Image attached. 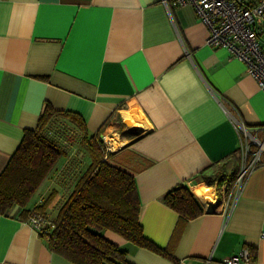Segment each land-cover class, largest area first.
Instances as JSON below:
<instances>
[{"label":"crops","instance_id":"crops-1","mask_svg":"<svg viewBox=\"0 0 264 264\" xmlns=\"http://www.w3.org/2000/svg\"><path fill=\"white\" fill-rule=\"evenodd\" d=\"M207 34L191 5L164 0H0V173L46 104L74 112L134 177L143 235L174 257L103 231L128 263L228 264L246 249L239 264H264V163L231 189L232 115L264 134V90ZM178 184L203 210L180 228L163 200ZM25 220L17 205L0 213V264H73Z\"/></svg>","mask_w":264,"mask_h":264},{"label":"trees","instance_id":"trees-1","mask_svg":"<svg viewBox=\"0 0 264 264\" xmlns=\"http://www.w3.org/2000/svg\"><path fill=\"white\" fill-rule=\"evenodd\" d=\"M53 115L70 118L84 131L90 162L60 205L53 221L46 225L47 232L39 233L51 250L73 264H130L126 260V251L103 236V231L110 230L138 246L173 259L171 251L158 248L143 235L138 222L140 203L134 177L103 159L105 148L99 134L89 133L78 114L55 111L48 104L35 129L25 131L18 148L0 173V213L17 205L24 219L32 212L44 214L56 196L57 191L51 189L35 211L26 207L30 197L63 155V150L44 132ZM255 135L264 140V134ZM255 149L257 146L252 145V150ZM106 156L108 158L109 155ZM207 182L212 184L210 180ZM163 200L179 214L177 228L203 212L198 200L183 184L169 190Z\"/></svg>","mask_w":264,"mask_h":264},{"label":"built area","instance_id":"built-area-1","mask_svg":"<svg viewBox=\"0 0 264 264\" xmlns=\"http://www.w3.org/2000/svg\"><path fill=\"white\" fill-rule=\"evenodd\" d=\"M167 5H191L198 18L207 26L206 44L224 48L231 57L246 65L247 73L254 78L258 87L264 90V0L255 4H245L239 0H164ZM232 122L238 130V155L242 162L233 180L232 189L239 191L247 176L254 168L264 163V140L255 134L235 116ZM103 140L106 141L105 137ZM252 145L257 149L252 150ZM106 150L109 148L106 146ZM105 153L103 159H107ZM38 233H46L49 221L36 212L29 213L25 220ZM252 257L246 249L234 254L225 263L239 264L251 262ZM178 264H185L183 260Z\"/></svg>","mask_w":264,"mask_h":264},{"label":"rangeland","instance_id":"rangeland-1","mask_svg":"<svg viewBox=\"0 0 264 264\" xmlns=\"http://www.w3.org/2000/svg\"><path fill=\"white\" fill-rule=\"evenodd\" d=\"M44 132L49 139L63 150V155L30 197L26 207L30 211H35V207L46 199L51 189H55L57 191L56 196L42 214L48 221H53L60 205L65 201L76 180L89 164L90 157L85 148L84 131L70 118L53 115ZM106 139L108 140V138ZM236 162L232 161L234 172L235 167H238L239 170L242 162L241 158L239 157ZM232 169L231 165L227 163L223 169L217 172L221 173V179L228 177L230 181L234 174ZM232 190L235 192L234 189ZM208 194L211 200L213 195Z\"/></svg>","mask_w":264,"mask_h":264}]
</instances>
